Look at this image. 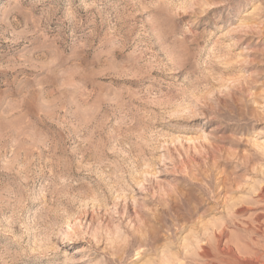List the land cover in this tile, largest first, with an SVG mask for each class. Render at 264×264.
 Here are the masks:
<instances>
[{
	"label": "rangeland",
	"instance_id": "rangeland-1",
	"mask_svg": "<svg viewBox=\"0 0 264 264\" xmlns=\"http://www.w3.org/2000/svg\"><path fill=\"white\" fill-rule=\"evenodd\" d=\"M263 189L264 0H0V264L263 253Z\"/></svg>",
	"mask_w": 264,
	"mask_h": 264
},
{
	"label": "bare ground",
	"instance_id": "bare-ground-1",
	"mask_svg": "<svg viewBox=\"0 0 264 264\" xmlns=\"http://www.w3.org/2000/svg\"><path fill=\"white\" fill-rule=\"evenodd\" d=\"M259 196H261L264 201V189L262 190V195H259ZM237 211H240V210H237ZM258 220L259 219H257V221ZM233 225L236 228V231L238 233V239L235 242L230 239L231 235L227 234L228 231L226 232L225 230V227L227 225H225V227L222 228L217 234L214 233L215 238H216L215 247L211 248L209 243H206L205 245L200 246L199 247L200 252L198 253V256L201 258L207 259L205 264H264V250L262 251L263 253H260V250H257L261 247V245L260 247L255 249L257 250L255 251L250 245L251 242L249 244L247 242L248 240L246 241V239L241 235L242 233L247 234L251 230H253L255 233L260 234L261 232L260 227L257 226V228H255L254 225H251V223L250 224L248 223L238 224L236 222H233ZM262 231H264V229H262ZM262 234H264V232H262ZM228 235L230 236V238H228L229 237ZM251 250H254L255 252H252Z\"/></svg>",
	"mask_w": 264,
	"mask_h": 264
}]
</instances>
